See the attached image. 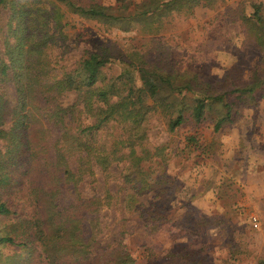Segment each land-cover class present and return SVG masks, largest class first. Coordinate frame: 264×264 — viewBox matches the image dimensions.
<instances>
[{"label":"trees","instance_id":"obj_1","mask_svg":"<svg viewBox=\"0 0 264 264\" xmlns=\"http://www.w3.org/2000/svg\"><path fill=\"white\" fill-rule=\"evenodd\" d=\"M219 2L147 0L134 5L119 0L112 9L94 0H0V10L9 11V33L0 49V248H11L7 255L0 251V264H29L34 256L46 264H136L123 221L105 242L103 212L118 206L136 210L149 229L167 220L165 207L174 196L175 180L163 169L165 146L148 145L151 117L163 115L174 131L189 120L200 125L210 111H219L213 120L220 130L233 118L232 99L254 97L264 86L259 0H251L252 11L241 20L254 33L260 62L247 79L241 80L239 70H228L216 83L165 68L164 59L149 63L145 55H117L107 46L87 51L74 67H59L64 56L55 48L65 46L58 39L59 6L152 32L174 11L189 13ZM115 64L120 73L108 76L105 69ZM67 93L75 94L72 103L64 101ZM188 143L199 145L200 139L192 136ZM120 164L126 194L114 202L109 175ZM98 170L106 175L104 192L86 196L84 188L94 185ZM141 196H151L152 205ZM197 254L180 264H216ZM156 263L150 256L147 264Z\"/></svg>","mask_w":264,"mask_h":264},{"label":"rangeland","instance_id":"obj_2","mask_svg":"<svg viewBox=\"0 0 264 264\" xmlns=\"http://www.w3.org/2000/svg\"><path fill=\"white\" fill-rule=\"evenodd\" d=\"M94 1L112 9L119 5V0ZM145 1L129 0L134 5ZM259 1L264 13V0ZM59 7L63 16L58 39L65 45L55 48L57 55L64 56L59 67H74L87 51L107 46L117 55H145L149 63L164 59L165 68L195 73L200 81L216 83L228 70H239L241 80L247 79L262 57L254 33L241 20L252 11L251 0H220L215 7L174 11L152 32L146 27L89 19L64 5ZM8 21L9 11L3 8L0 49L9 33ZM253 25L257 32L256 23ZM109 66L105 69L108 76L120 73L121 66ZM63 99L72 103L75 94L67 93ZM232 101L233 118L220 130H215L213 120L219 111H210L200 125L189 120L174 131L169 130L163 115L151 117L148 145L165 146L168 161L163 169L175 180L174 196L165 207L167 220L149 229L136 210L126 212L123 206L105 209V242L113 239L123 221L128 227L125 242L137 258L136 264H147L150 256L156 264H180L197 253L195 257L205 255L216 264H257L264 259V86L254 97L243 94ZM192 136L200 139L199 145L188 143ZM122 168L123 164L112 167L109 175L114 202H122L126 194L119 178ZM97 172L94 185L84 188L86 196L104 192L106 175ZM140 199L152 205L151 196ZM0 251L7 255L11 248ZM29 264L46 262L34 256Z\"/></svg>","mask_w":264,"mask_h":264}]
</instances>
